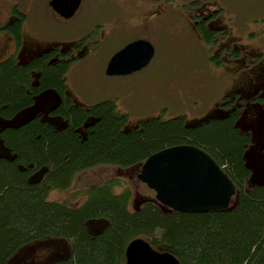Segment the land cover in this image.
<instances>
[{
  "label": "trees",
  "instance_id": "trees-1",
  "mask_svg": "<svg viewBox=\"0 0 264 264\" xmlns=\"http://www.w3.org/2000/svg\"><path fill=\"white\" fill-rule=\"evenodd\" d=\"M59 78L58 67L46 68L40 84L58 86ZM25 85L26 71L0 67V114L29 102ZM78 111L66 112L64 130L34 121L7 135L14 159H0V264H9L19 248L49 239L66 240L68 249L40 264H124L125 247L136 237L180 264H264V184L248 182V140L232 119L188 125L184 116L155 115L125 129L126 116L104 101L92 107L96 121L84 138L74 131L83 117ZM183 143L206 151L234 182L230 208L179 212L153 195L130 204V190L116 192L112 181L87 189L80 204L47 198L51 188H68L81 169L109 164L138 172L150 154Z\"/></svg>",
  "mask_w": 264,
  "mask_h": 264
},
{
  "label": "flooded vegetation",
  "instance_id": "flooded-vegetation-1",
  "mask_svg": "<svg viewBox=\"0 0 264 264\" xmlns=\"http://www.w3.org/2000/svg\"><path fill=\"white\" fill-rule=\"evenodd\" d=\"M75 4L72 14L64 16L61 12L66 10L65 5L52 0H0V67L10 65L26 71L28 85L24 89L29 96V102L12 113L0 114V159H14L7 143L9 133L34 121L54 131L64 130L70 125L66 114L70 110L83 113L74 131L84 138L96 121L92 107L100 102H112L114 111L125 115L127 122V114L117 110L114 99L86 103L84 99L89 95L86 93L88 97L84 98L83 84L77 80L69 82L70 76L77 78L91 72L89 63L103 43L123 36L124 44L111 56L132 41L144 40L153 47L144 67L160 66L166 53L174 58L193 57V62H197L194 67H182L180 60L170 67L180 74L211 77L212 90L217 94L202 120L234 121L248 140L243 153L248 179L253 184H264V1L245 4L244 0H76ZM59 29L81 31L75 35L65 32L66 37H61L57 35ZM175 43L179 48L169 52ZM50 67L60 70L58 86L40 84L44 69ZM96 166H109L112 170L100 181L80 182L88 185L87 189L112 181L117 183L114 189L119 188L118 192L126 187L130 190V204L138 205L151 198L145 194L136 197L119 179L130 168L121 174L112 165L96 164L75 172L71 182ZM133 172L137 178V172ZM33 178L31 175L29 180ZM64 200L70 202L68 198L61 201Z\"/></svg>",
  "mask_w": 264,
  "mask_h": 264
},
{
  "label": "rangeland",
  "instance_id": "rangeland-1",
  "mask_svg": "<svg viewBox=\"0 0 264 264\" xmlns=\"http://www.w3.org/2000/svg\"><path fill=\"white\" fill-rule=\"evenodd\" d=\"M256 1L264 0H244V3L250 4ZM69 31L74 32L72 35H75L81 30L70 29L66 31L59 29L57 35L66 37L65 32L69 33ZM124 42L125 38L123 36L109 38L92 57L89 63L91 72L77 78L69 77L71 84L76 80L79 84H83L84 98L88 97L86 93L89 95L88 99H84L86 103L104 98L114 99L117 110L127 114V122L124 126L127 129L133 128L139 120L155 115L162 118L183 115L189 124L206 117L212 106V97L217 94L212 90L211 77L180 74L170 67L174 63L177 64L178 60H180L179 63H183L184 66L182 67H194L197 62H193V57L174 58L166 53L163 55L160 66H147L127 75H105L104 69L107 60ZM178 48V44L175 43L172 47L170 46L169 52ZM91 94L93 98L90 99ZM111 170L112 168L109 166H96L74 177L69 188L65 191L51 188L48 191L47 198L55 201L68 198V201L72 204H80L86 197V189L89 187L86 184H80V182L84 183L83 180L86 182L100 181ZM122 175L119 179L127 184L132 192L136 193V197H140L141 194L153 195V192L136 178L132 170H128ZM76 179L79 181H76ZM114 190L116 192L120 191L119 188ZM67 249L68 243L64 239L33 242L19 248L9 259V264H40L52 258L58 252Z\"/></svg>",
  "mask_w": 264,
  "mask_h": 264
},
{
  "label": "water",
  "instance_id": "water-1",
  "mask_svg": "<svg viewBox=\"0 0 264 264\" xmlns=\"http://www.w3.org/2000/svg\"><path fill=\"white\" fill-rule=\"evenodd\" d=\"M65 5L61 14L69 16L75 7L70 0H52ZM153 47L135 40L115 52L107 62V75H125L144 67ZM137 178L154 190L155 198L179 212H209L230 208L236 193L234 182L206 151L193 144H175L149 155ZM261 184V183H259ZM125 264H180L169 252L153 248L142 237L133 238L124 250Z\"/></svg>",
  "mask_w": 264,
  "mask_h": 264
}]
</instances>
